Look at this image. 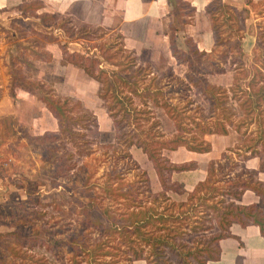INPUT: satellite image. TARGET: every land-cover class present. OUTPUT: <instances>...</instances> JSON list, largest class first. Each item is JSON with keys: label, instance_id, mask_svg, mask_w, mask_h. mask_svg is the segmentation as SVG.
<instances>
[{"label": "trees", "instance_id": "trees-1", "mask_svg": "<svg viewBox=\"0 0 264 264\" xmlns=\"http://www.w3.org/2000/svg\"><path fill=\"white\" fill-rule=\"evenodd\" d=\"M177 1V4L181 3ZM245 1L247 7H258L255 6L258 2L254 0ZM259 2L264 10V2ZM205 12L210 20L215 47L223 43L216 23L219 15L225 20L240 18L239 27L234 29L233 25L230 26L236 34L230 43L236 52L234 60L227 62L228 54L221 52L225 56H221L223 65L228 63L233 66L229 88L211 84L208 80V76L225 74V68L220 69L209 53L199 51L191 38L185 40L187 51L179 49L173 31L169 36V50L176 64L187 68L182 79L174 77L170 67L166 74L156 75L149 64L140 65L135 53L126 50L122 42L119 46L91 44L90 38L99 28L83 25L79 30L67 27L70 19H65L55 29L63 32L66 41L44 36L46 41L56 42L64 65L80 69L99 85L97 96L112 121L115 142H125L128 149H140L151 163L161 188L158 193L152 194L147 178L123 184L121 173L110 171L100 186L101 196L112 198L115 203L121 200L124 210L119 212L110 205L103 206L93 197H89L87 203L80 204L84 221L91 224V232L97 236L88 249L81 242L83 235L75 239V243L80 245L75 249L74 257L83 256L79 261L73 260L72 264H100L102 257L113 254L114 251L108 249L120 252L126 264H133L137 260H143L146 264H208L218 259L219 242L230 236L233 224L241 227L253 224L259 227L264 236L263 210L255 205L237 204L246 191H251L264 206V184L257 179L259 173H264V16L259 13V18L261 16L263 19L255 24L251 74L247 79L243 61L244 33L239 35L238 28L243 31L250 11L243 10L247 16L242 17L240 11L232 9L223 0H212ZM47 18L52 19L53 16L44 14L43 20ZM87 30L93 33L89 34ZM70 44L80 45L82 51H71ZM37 59L49 62L52 57L47 54ZM103 63L115 66L117 70H106L102 67ZM16 74L9 71L11 97H15L17 88L33 94L30 85L24 87L23 80L15 78ZM243 80L246 81L245 86L240 83ZM171 85L176 87L169 88ZM171 91L186 92L189 98L181 105L174 101ZM192 93L207 104L212 118L205 117L203 109L190 98L189 94ZM38 99L58 125L57 133H45L43 137H50L51 142L64 139L74 149L65 148L57 157L55 177H60L74 169L72 159L76 154L85 153L83 144H91L86 140L87 136L79 131L96 136L99 134L98 124L95 117L84 109L82 114L73 112L74 107L69 106L71 98L43 96ZM77 105L82 106L80 102ZM193 105L197 110L192 113H199L187 115L189 107ZM153 109L164 111L173 124V135L168 137L160 130L159 122L151 118ZM88 115L93 119L89 120ZM237 117L238 121L235 120ZM142 123L150 124L143 128ZM249 125L254 128L248 132ZM243 126L245 131L242 137L247 138L245 143L222 153L220 161H210L205 180L198 183L192 192L187 193L182 184L172 181V174L195 170L197 165L174 164L163 156V151H176L183 147L194 153H208L211 144L205 140L206 136H226L229 129L240 133ZM128 127L131 130H124ZM192 129L194 134L191 135ZM124 154L131 158L129 152ZM254 157L259 159V169H246L244 161ZM174 195L185 196V199L177 202L171 198ZM91 211L100 212L106 223L91 221ZM18 232L14 230L11 235L17 236ZM22 245L31 248L37 246L33 241Z\"/></svg>", "mask_w": 264, "mask_h": 264}, {"label": "rangeland", "instance_id": "rangeland-1", "mask_svg": "<svg viewBox=\"0 0 264 264\" xmlns=\"http://www.w3.org/2000/svg\"><path fill=\"white\" fill-rule=\"evenodd\" d=\"M259 1L264 2V0H254L255 3L258 2L255 5L258 7L252 9L247 7L245 0H223L232 9L240 11L242 17L247 16L243 10L250 11L243 31L238 28L239 35L244 33L243 61L247 79L251 74L255 24L263 19L261 16L259 18V13H263L264 16L263 4H259ZM38 7L27 6L26 13L30 14L28 21H23L20 15L16 16L11 10L6 12L0 10V37L3 45L6 46L4 65L7 66L8 73L9 71L17 73L15 78H21L22 85L26 88L30 85L33 92L31 94L24 91L23 94H18L17 101H23L24 106H17L14 115L0 122V176L3 177L0 184V264H72L73 260H81L82 254L74 257L75 249L77 250L80 245L75 243V239H79L80 234L83 235L81 242L88 249L93 245L97 235L91 232V224L84 221L80 204L87 203L89 197H93L101 201L103 206L110 205L119 212L124 210V202L121 200L115 203L112 198L101 196L100 186L112 170L121 173L123 184L147 178L152 194L159 189L153 167L140 149L135 147L128 149L125 142H115L112 121L106 114L103 102L97 96L99 85L86 77L80 69L64 65L56 42H48L44 39V36H49L62 42L66 41L63 32L55 29L67 19L66 16L48 14L53 18L43 20L44 14L37 15L34 12ZM168 17L171 28L169 31H173L178 48L187 51L185 40L191 38L199 50H206L211 58L216 60L219 68L226 70L223 75L208 76L210 83L229 88L233 66L228 63L223 65L221 56H225L221 52L226 51L228 54L227 62L234 60L236 52L234 47H230V43L236 37L234 29L239 27V16L237 19L225 20L219 15L216 23L219 26L220 38L223 40L220 47L214 46L211 24L206 17L195 18L194 10L190 11L185 4L177 6L176 11ZM81 24L83 23L77 20H70L66 26L80 30L83 26ZM231 25L234 29L230 28ZM92 28L100 30L90 38L91 44L118 45L122 42L125 47L118 29L97 26ZM88 33L91 34L93 31L89 30ZM69 48L71 51H82L81 46L77 44H70ZM126 50L130 51L128 48ZM92 53L97 54L94 51ZM47 54L52 57L49 62L37 59ZM137 59L140 65L152 66L156 75L166 74L169 67L173 70L174 77L180 79L187 72L184 65L176 64L169 49H167V57L163 59L155 61L150 60L149 57H137ZM102 67L109 71L117 70L115 66L106 63H103ZM240 83L245 86L246 81ZM174 86L171 85L169 88H175ZM171 95L175 98L174 101L180 102L181 105L189 98L188 93L182 91H171ZM43 96L57 99L71 98L69 106L74 107L73 112L82 114L81 112L85 110L95 117L98 124L99 134L96 136L85 134L84 130L79 131L80 134L87 136L86 140L91 144L88 146L83 144L85 153L76 154L72 159L75 164L74 169L60 177H55L56 159L65 148L70 146L64 139L51 142L50 137L40 136L45 130H52L56 124L44 104L38 99ZM189 96L203 109L205 117L212 118L202 98L193 93ZM77 102L82 106L78 107ZM195 110H197L196 106L189 107L187 115H197L199 113L197 111L192 113ZM152 112L151 118L159 122L160 130L168 137L173 135V124L164 111L153 109ZM92 116L88 115L87 118L92 120ZM238 119L239 117L235 118L236 121ZM142 124L143 128H147L150 123ZM252 128L254 126L249 125L248 132L253 130ZM124 130H131V127ZM193 131L192 129L191 135L194 134ZM244 131L245 126L241 128L240 133L229 129L226 136L210 135L206 136L205 140L214 145L215 153L218 152V148L222 152L228 145L234 149L245 143L247 138L242 137ZM70 150L74 151L71 147ZM125 152H129L131 158L126 157ZM168 154L169 151H163L164 157L167 158ZM184 178L189 182L194 179L190 174L184 175ZM171 198L178 202L184 200L185 196L174 195ZM90 213L91 221L99 220L106 223L100 212ZM14 230L19 231L17 236L11 235ZM31 241L37 246L23 247L24 242ZM108 251L115 253L102 257L100 264H126L120 252L114 249Z\"/></svg>", "mask_w": 264, "mask_h": 264}, {"label": "crops", "instance_id": "crops-1", "mask_svg": "<svg viewBox=\"0 0 264 264\" xmlns=\"http://www.w3.org/2000/svg\"><path fill=\"white\" fill-rule=\"evenodd\" d=\"M210 1L180 0L181 3L177 4L173 0H0V10L3 12L11 10L16 16L20 15L19 17L23 21H28L30 14L26 13L27 6H39L34 11L37 15L56 14L66 16L70 20H77L83 23L81 25L116 28L124 40L126 49L134 52L138 58L149 57L150 60L155 61L167 57L169 36L172 33L169 31L171 28L168 16L176 11L174 6H182L183 3L185 6L193 8L195 18L205 16L210 23L205 12ZM5 49L6 46L3 45L0 37V122L14 115L17 106H24L23 101H17L18 94H23V89H15L14 98L10 95L11 77L7 72V66L4 65ZM203 51L206 52V50ZM54 125L52 130H45L40 136L45 133H57V122ZM230 147L228 145L227 149L224 148L222 152L218 148V152L215 153V147L211 144V151L202 154L187 151L182 147L176 151H169L167 158L172 163H195L197 165L195 170L172 174V180L181 183L187 193L192 192L198 183L205 180L208 163L215 160L220 161L222 153L233 149ZM205 156L207 158H204ZM243 164L246 169L257 171L260 163L259 159L254 157L244 161ZM188 174L194 178L192 182L184 178V175ZM2 178L0 176V184ZM155 179L159 186L156 192L158 193L161 188L156 174ZM257 179L264 184V173H259ZM237 204L255 205L264 212V206L251 191H246ZM219 249L218 259L208 264H264V236H262L259 227L253 224L245 227L233 224L230 228V236L219 242ZM133 264L146 263L143 260H137Z\"/></svg>", "mask_w": 264, "mask_h": 264}]
</instances>
